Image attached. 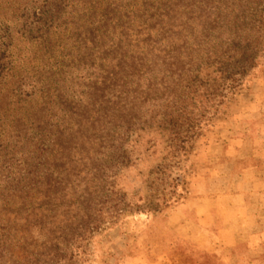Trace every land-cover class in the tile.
Masks as SVG:
<instances>
[{
	"label": "trees",
	"instance_id": "1",
	"mask_svg": "<svg viewBox=\"0 0 264 264\" xmlns=\"http://www.w3.org/2000/svg\"><path fill=\"white\" fill-rule=\"evenodd\" d=\"M261 27L264 0H0V264H72L133 207L125 86L152 73V149L188 141L264 74Z\"/></svg>",
	"mask_w": 264,
	"mask_h": 264
},
{
	"label": "rangeland",
	"instance_id": "2",
	"mask_svg": "<svg viewBox=\"0 0 264 264\" xmlns=\"http://www.w3.org/2000/svg\"><path fill=\"white\" fill-rule=\"evenodd\" d=\"M144 13L139 10L140 16ZM144 28H152V21ZM259 31L264 37V27ZM260 65L264 66V60ZM149 85L152 73L128 83L123 95L122 125L129 129L121 133L128 142L139 146L127 149L131 166L123 169L118 183L122 193L133 198V207L123 209L111 220L104 218L95 223L97 229L77 244L72 264H229L208 255L206 242L180 239L176 228L182 215L175 211L186 200L210 197L223 190L228 183L217 185L212 178L232 174L236 168L252 167V172L257 171L259 178H264V74L258 72L251 80L242 77V86L216 114L197 123L196 134L190 140L184 136L191 133L181 132L179 140H157L153 149ZM110 155L115 158L116 152L105 157L104 166ZM220 164L223 169H214ZM227 204H223L224 208ZM224 208L218 210L220 214L215 218L230 216L231 210ZM183 211L189 215L186 209ZM261 231L264 234V227ZM260 247L263 253L259 257L246 246L241 247L238 262L249 264L256 258L258 264H264V243Z\"/></svg>",
	"mask_w": 264,
	"mask_h": 264
},
{
	"label": "crops",
	"instance_id": "3",
	"mask_svg": "<svg viewBox=\"0 0 264 264\" xmlns=\"http://www.w3.org/2000/svg\"><path fill=\"white\" fill-rule=\"evenodd\" d=\"M223 168L222 164L214 167L218 170ZM250 168L240 167L232 174L213 177L212 181H216L217 185H228L221 191L211 193L210 197L186 200L182 207L176 209L175 214L180 212L182 215L176 228L180 239L206 242L208 255L220 257L229 264H240L238 250L241 247L246 246L255 255L258 253L256 257L263 253L260 246L264 243V234L261 233L264 227V187L260 190L254 187L264 185V178H259L257 171L252 172ZM231 181L237 184L236 187L233 183L230 186ZM223 204H227V211L231 210L230 216H225L227 219L215 218L224 208ZM183 209L188 211V216ZM183 229L187 231L179 232ZM249 264H258V261L254 258Z\"/></svg>",
	"mask_w": 264,
	"mask_h": 264
}]
</instances>
